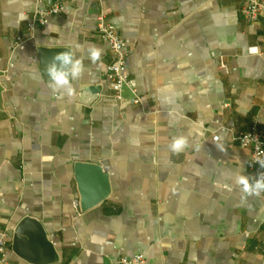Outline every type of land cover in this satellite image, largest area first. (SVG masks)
<instances>
[{
    "label": "crops",
    "instance_id": "obj_1",
    "mask_svg": "<svg viewBox=\"0 0 264 264\" xmlns=\"http://www.w3.org/2000/svg\"><path fill=\"white\" fill-rule=\"evenodd\" d=\"M48 1L63 11L30 35L32 15ZM244 2L0 0L4 264H47L35 246L22 257L14 252L25 217L53 243L59 260L52 264H111L138 254L146 264L262 263L264 193L245 201L233 179L252 177L249 152L233 136L255 122L264 130V19L246 20ZM102 9L130 51L122 102L106 77L109 47L97 36ZM93 46L102 49L96 62L87 58ZM42 48L83 60L71 97L49 87ZM93 86L102 89L99 100L78 102L81 88ZM177 136L189 141L179 154L169 148ZM78 162H96L110 176L111 196L88 212L80 207Z\"/></svg>",
    "mask_w": 264,
    "mask_h": 264
},
{
    "label": "built area",
    "instance_id": "obj_2",
    "mask_svg": "<svg viewBox=\"0 0 264 264\" xmlns=\"http://www.w3.org/2000/svg\"><path fill=\"white\" fill-rule=\"evenodd\" d=\"M101 2V0H95ZM63 6L58 2L48 1L44 8H37L32 15L31 21L27 27V31L32 35L38 28L48 25L50 18L60 14ZM242 15L249 22H256L264 19V0H245ZM97 36L109 47L112 62L106 68V77L109 80L110 88L113 91V97L117 102L123 100V89L130 82L126 72L127 60L130 51L127 48L126 41L121 37L118 30L108 20L107 13L102 9L98 16ZM26 39L18 38V43L25 42ZM220 72L224 75L230 73L229 66L222 59L220 60ZM134 104H138L139 100L134 98ZM214 140L218 141L219 137L214 136ZM233 140L239 144L242 150L249 152L248 167L252 177L264 172V168L260 167L258 161L264 160V130L260 129V123L255 122L250 130L234 135ZM10 245V234L8 230L0 227V264H4ZM262 263L264 264V248L262 251ZM111 264H146V258L142 254L120 257Z\"/></svg>",
    "mask_w": 264,
    "mask_h": 264
},
{
    "label": "water",
    "instance_id": "obj_3",
    "mask_svg": "<svg viewBox=\"0 0 264 264\" xmlns=\"http://www.w3.org/2000/svg\"><path fill=\"white\" fill-rule=\"evenodd\" d=\"M66 49L42 48L39 50L43 68L52 62L54 56ZM101 87L81 88L77 101L93 106L100 98ZM76 180L80 192V207L82 212H88L109 199L112 194L110 176L96 162H78L75 165ZM26 246H35L44 251L47 264L56 263L59 257L49 240L42 224L35 218L25 217L14 231L13 249L21 257L24 256Z\"/></svg>",
    "mask_w": 264,
    "mask_h": 264
},
{
    "label": "clouds",
    "instance_id": "obj_4",
    "mask_svg": "<svg viewBox=\"0 0 264 264\" xmlns=\"http://www.w3.org/2000/svg\"><path fill=\"white\" fill-rule=\"evenodd\" d=\"M102 56V49L95 46L88 49L87 58L98 61ZM49 87L57 92H61L71 97L74 93L73 81L80 79L86 69L83 60L75 52L62 51L57 53L52 62L47 66ZM189 147V141L185 136H177L172 139L169 145L173 153L179 154ZM261 168H264V160L258 161ZM234 183L239 187L243 194L242 199L248 197H259L264 193V172L250 177L246 174L234 176Z\"/></svg>",
    "mask_w": 264,
    "mask_h": 264
}]
</instances>
